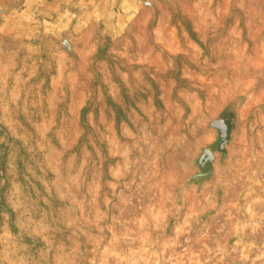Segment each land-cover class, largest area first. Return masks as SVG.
<instances>
[{"label": "rangeland", "instance_id": "obj_1", "mask_svg": "<svg viewBox=\"0 0 264 264\" xmlns=\"http://www.w3.org/2000/svg\"><path fill=\"white\" fill-rule=\"evenodd\" d=\"M54 28L0 0V264H264V0Z\"/></svg>", "mask_w": 264, "mask_h": 264}, {"label": "crops", "instance_id": "obj_2", "mask_svg": "<svg viewBox=\"0 0 264 264\" xmlns=\"http://www.w3.org/2000/svg\"><path fill=\"white\" fill-rule=\"evenodd\" d=\"M140 2L141 0H26V10L40 15L43 22L57 27L54 29L87 34L101 27L120 25Z\"/></svg>", "mask_w": 264, "mask_h": 264}, {"label": "water", "instance_id": "obj_3", "mask_svg": "<svg viewBox=\"0 0 264 264\" xmlns=\"http://www.w3.org/2000/svg\"><path fill=\"white\" fill-rule=\"evenodd\" d=\"M216 125H219V123L216 122Z\"/></svg>", "mask_w": 264, "mask_h": 264}]
</instances>
